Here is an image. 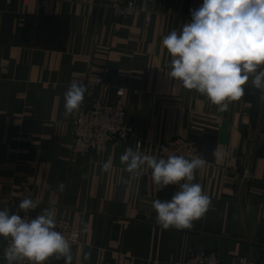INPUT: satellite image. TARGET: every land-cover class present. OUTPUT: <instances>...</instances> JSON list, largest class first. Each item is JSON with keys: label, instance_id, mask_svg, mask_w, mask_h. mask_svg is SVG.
<instances>
[{"label": "crops", "instance_id": "crops-1", "mask_svg": "<svg viewBox=\"0 0 264 264\" xmlns=\"http://www.w3.org/2000/svg\"><path fill=\"white\" fill-rule=\"evenodd\" d=\"M133 1L137 10L118 17L109 0H0V210L11 213L12 201L34 190V213L50 208L83 232L71 264H174L199 248L230 264H264L261 93L250 78L245 95L220 112L168 77L172 58L162 39L182 31L203 0ZM72 81L86 85V101H109L117 86L126 88L133 136L102 154H73L78 110L65 116ZM179 136L194 140L207 161L192 182L211 207L191 229L165 230L152 203L170 200L178 185L158 190L150 169L134 176L120 157L132 148L167 158L159 144ZM225 151L226 158L213 155ZM109 157L113 167L104 172ZM7 244L0 236V264Z\"/></svg>", "mask_w": 264, "mask_h": 264}, {"label": "clouds", "instance_id": "clouds-1", "mask_svg": "<svg viewBox=\"0 0 264 264\" xmlns=\"http://www.w3.org/2000/svg\"><path fill=\"white\" fill-rule=\"evenodd\" d=\"M191 17L182 31L172 30L162 39L172 58L168 77L206 96L220 112L228 111L231 102L245 95L250 78L252 87L261 93L259 99L264 101V0H203L199 8L191 11ZM86 91L85 84L71 82L65 92V116L80 109ZM213 155L226 158L229 153ZM120 161L134 176L150 169L158 190L178 185L179 190L170 200L156 199L152 203L156 222L163 229H191L193 222L211 207L202 186L192 182L195 171L207 164L202 156L157 158L127 148ZM112 167L109 157L102 170L108 172ZM59 188L63 191L64 184ZM39 204L38 198L29 197L19 203V209L27 214ZM56 229L57 221L50 208L32 219L10 213L7 208L0 210V236L8 240L4 249L7 264H46L50 258L71 264V242Z\"/></svg>", "mask_w": 264, "mask_h": 264}, {"label": "built area", "instance_id": "built-area-1", "mask_svg": "<svg viewBox=\"0 0 264 264\" xmlns=\"http://www.w3.org/2000/svg\"><path fill=\"white\" fill-rule=\"evenodd\" d=\"M41 2L43 6L48 4V0H41ZM109 2L118 17H128L137 10V5L133 0H109ZM195 9L197 8L192 10ZM172 10L170 7L167 12H172ZM191 11L187 15L188 23L192 19ZM95 83L108 88L110 86V83L105 80L103 75H97ZM125 95L126 88L117 86L115 88V97L112 100L106 101L101 97H93L90 101H86L84 98L83 104L77 111L74 120L73 154H102L108 150L114 141L127 140L133 136L134 127L128 118ZM138 143L141 145L142 142L138 141ZM159 149L166 157L170 155H182L190 159L194 156H199L196 142L182 136L172 137L163 141L159 144ZM29 197L34 200L37 199L36 192L34 190L29 191L22 200ZM21 201H12L11 213H19L22 218H35L37 214L34 212L37 208L25 214L19 209ZM56 221V230L62 232L70 240L72 252L77 251L82 243V230L72 226L68 219L59 218ZM5 240L8 243V240ZM174 264L230 263L226 262L215 250L199 248L193 251L187 259L175 262Z\"/></svg>", "mask_w": 264, "mask_h": 264}]
</instances>
